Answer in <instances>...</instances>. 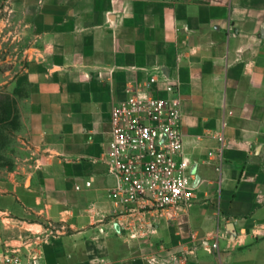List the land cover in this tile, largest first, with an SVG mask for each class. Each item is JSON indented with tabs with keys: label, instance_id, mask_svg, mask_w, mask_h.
I'll return each mask as SVG.
<instances>
[{
	"label": "crops",
	"instance_id": "1",
	"mask_svg": "<svg viewBox=\"0 0 264 264\" xmlns=\"http://www.w3.org/2000/svg\"><path fill=\"white\" fill-rule=\"evenodd\" d=\"M0 15L19 115L0 264H264V0H0ZM130 90L180 98L196 195L181 211L110 197L102 159Z\"/></svg>",
	"mask_w": 264,
	"mask_h": 264
},
{
	"label": "built area",
	"instance_id": "2",
	"mask_svg": "<svg viewBox=\"0 0 264 264\" xmlns=\"http://www.w3.org/2000/svg\"><path fill=\"white\" fill-rule=\"evenodd\" d=\"M156 82L151 77L147 87ZM166 90L175 93L176 87L169 83ZM181 117L178 96L157 98L130 90L124 101L113 106L111 139L102 162L117 180L110 194L114 201L149 204L160 212H178L192 205L196 195L183 158ZM218 140L222 153L225 138L220 135ZM86 185L90 187L91 181ZM211 248H217V243ZM3 260L23 264L15 254H5Z\"/></svg>",
	"mask_w": 264,
	"mask_h": 264
},
{
	"label": "rangeland",
	"instance_id": "3",
	"mask_svg": "<svg viewBox=\"0 0 264 264\" xmlns=\"http://www.w3.org/2000/svg\"><path fill=\"white\" fill-rule=\"evenodd\" d=\"M7 27L5 26V31ZM18 52V48L13 46L10 53V58H12L9 62L10 65L13 66L14 61L18 59ZM5 57L0 54V177L15 167L19 154L17 93L9 91L4 84L5 79L8 78L2 75L3 69L6 67ZM5 97H9L10 102L4 101Z\"/></svg>",
	"mask_w": 264,
	"mask_h": 264
},
{
	"label": "trees",
	"instance_id": "4",
	"mask_svg": "<svg viewBox=\"0 0 264 264\" xmlns=\"http://www.w3.org/2000/svg\"><path fill=\"white\" fill-rule=\"evenodd\" d=\"M10 98L9 97H5V100L4 101H8V102H10V100H9ZM3 102V101H2ZM18 126H19V118H18Z\"/></svg>",
	"mask_w": 264,
	"mask_h": 264
}]
</instances>
